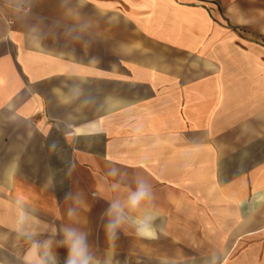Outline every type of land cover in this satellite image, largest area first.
Returning a JSON list of instances; mask_svg holds the SVG:
<instances>
[{
  "label": "crops",
  "instance_id": "obj_1",
  "mask_svg": "<svg viewBox=\"0 0 264 264\" xmlns=\"http://www.w3.org/2000/svg\"><path fill=\"white\" fill-rule=\"evenodd\" d=\"M64 229L90 264H264V0H0V264H66Z\"/></svg>",
  "mask_w": 264,
  "mask_h": 264
},
{
  "label": "clouds",
  "instance_id": "obj_2",
  "mask_svg": "<svg viewBox=\"0 0 264 264\" xmlns=\"http://www.w3.org/2000/svg\"><path fill=\"white\" fill-rule=\"evenodd\" d=\"M148 190L144 186H140L136 192L132 193L129 197L128 203L131 208L138 207L144 199L148 197ZM119 208L118 204L111 206L110 212H116ZM151 217H145L144 220L138 221L140 227L137 229L140 235H152L148 221ZM121 222V216L117 212L115 219H113L109 225L108 230L110 235H114V230L119 226ZM65 242L68 246V259L66 264H90L91 256L88 254V245L84 234L79 233L73 229H64ZM53 264H55V257H51Z\"/></svg>",
  "mask_w": 264,
  "mask_h": 264
}]
</instances>
